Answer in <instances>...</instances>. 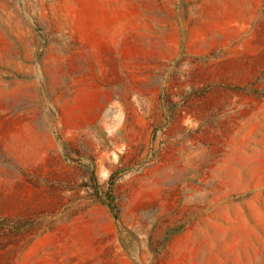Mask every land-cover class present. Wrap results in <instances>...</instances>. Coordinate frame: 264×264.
Wrapping results in <instances>:
<instances>
[{
  "label": "rangeland",
  "instance_id": "obj_1",
  "mask_svg": "<svg viewBox=\"0 0 264 264\" xmlns=\"http://www.w3.org/2000/svg\"><path fill=\"white\" fill-rule=\"evenodd\" d=\"M0 264H264V0H0Z\"/></svg>",
  "mask_w": 264,
  "mask_h": 264
},
{
  "label": "trees",
  "instance_id": "obj_2",
  "mask_svg": "<svg viewBox=\"0 0 264 264\" xmlns=\"http://www.w3.org/2000/svg\"><path fill=\"white\" fill-rule=\"evenodd\" d=\"M107 206L110 208L111 212L114 214L115 217H117L118 214V208L114 202V199L111 198L109 202H107Z\"/></svg>",
  "mask_w": 264,
  "mask_h": 264
},
{
  "label": "crops",
  "instance_id": "obj_3",
  "mask_svg": "<svg viewBox=\"0 0 264 264\" xmlns=\"http://www.w3.org/2000/svg\"><path fill=\"white\" fill-rule=\"evenodd\" d=\"M224 11H225V5L223 6V8L221 10H220V8H218L217 11H214V12H217V14H218L220 12H223L224 13ZM217 17H218V15H217Z\"/></svg>",
  "mask_w": 264,
  "mask_h": 264
}]
</instances>
